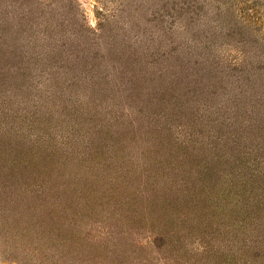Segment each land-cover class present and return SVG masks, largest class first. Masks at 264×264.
<instances>
[{
  "label": "rangeland",
  "instance_id": "1",
  "mask_svg": "<svg viewBox=\"0 0 264 264\" xmlns=\"http://www.w3.org/2000/svg\"><path fill=\"white\" fill-rule=\"evenodd\" d=\"M0 264H264V0H0Z\"/></svg>",
  "mask_w": 264,
  "mask_h": 264
},
{
  "label": "trees",
  "instance_id": "2",
  "mask_svg": "<svg viewBox=\"0 0 264 264\" xmlns=\"http://www.w3.org/2000/svg\"><path fill=\"white\" fill-rule=\"evenodd\" d=\"M164 220H165V218H163V220H162V221H164ZM160 222H161V221H160ZM165 224H168V221H166V222H165ZM166 233H168V232H166Z\"/></svg>",
  "mask_w": 264,
  "mask_h": 264
}]
</instances>
